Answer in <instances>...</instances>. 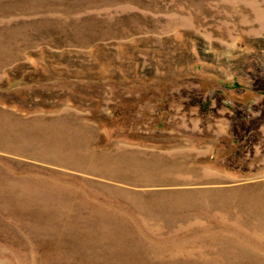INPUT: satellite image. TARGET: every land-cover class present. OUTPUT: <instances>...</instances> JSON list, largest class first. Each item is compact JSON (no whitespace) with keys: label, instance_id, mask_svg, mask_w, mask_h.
<instances>
[{"label":"rangeland","instance_id":"374dc122","mask_svg":"<svg viewBox=\"0 0 264 264\" xmlns=\"http://www.w3.org/2000/svg\"><path fill=\"white\" fill-rule=\"evenodd\" d=\"M0 264H264V0H0Z\"/></svg>","mask_w":264,"mask_h":264}]
</instances>
